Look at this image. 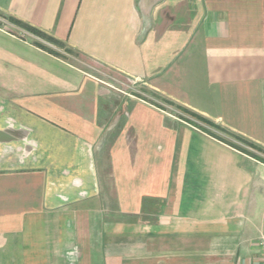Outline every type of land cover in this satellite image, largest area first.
Listing matches in <instances>:
<instances>
[{
  "label": "crops",
  "instance_id": "obj_1",
  "mask_svg": "<svg viewBox=\"0 0 264 264\" xmlns=\"http://www.w3.org/2000/svg\"><path fill=\"white\" fill-rule=\"evenodd\" d=\"M261 150L264 0H0V264H260Z\"/></svg>",
  "mask_w": 264,
  "mask_h": 264
},
{
  "label": "trees",
  "instance_id": "obj_2",
  "mask_svg": "<svg viewBox=\"0 0 264 264\" xmlns=\"http://www.w3.org/2000/svg\"><path fill=\"white\" fill-rule=\"evenodd\" d=\"M13 21H14L15 23H18V24H20L21 26L25 27L26 29H28L29 31L33 32V33L36 34L37 36L42 37L43 39H45V40H47V41H49V42H51V43L56 44L58 47H64V46H65L60 40H58V39H56L55 37H53V36H51V35H49V34L43 32V31H41L40 29H38V28H36V27H34V26L28 25V24L23 23V22H21V21H19V20H16V19H13ZM36 44H37L39 47H41V48H43V49H45V50H47V51H49V52H51V53L57 55V56H63V55H62L61 53H59L57 50L48 47L46 44H44V43H42V42H38V41H37ZM180 109H181L183 112H186V113H187V115H186V114H185V115H181V117L184 118V119H186L187 121H190L191 123H194V124L196 123L197 125H198V124H200V125H201V124H208V125L215 126V127H217L218 129H220V130H222V131H224V132H227L228 134H231L232 136H234L235 138H237V139L240 140L241 142H243V143H245V144H247V145H250V146H252V147H254V148L256 147L255 144H253V142H251V141H249V140L243 138L242 136H239V135H237V134H234L233 132H229V131H227V130L222 129L220 126L216 125L214 122H212V121H211L210 119H208L207 117H205V116H203V115H201V114H198V113H196V112H193V111H191V110H189V109H187V108L180 107ZM201 127H203V126H201ZM216 136H217L218 138H220L221 140L226 141L227 143L231 144V145L234 146V147H237V148H239V149H245V148H243L242 146L238 145L236 142H233V141L227 140L226 138H223L222 136H220V135H218V134H216ZM257 148H258V147H257Z\"/></svg>",
  "mask_w": 264,
  "mask_h": 264
},
{
  "label": "rangeland",
  "instance_id": "obj_3",
  "mask_svg": "<svg viewBox=\"0 0 264 264\" xmlns=\"http://www.w3.org/2000/svg\"><path fill=\"white\" fill-rule=\"evenodd\" d=\"M39 37V36H38ZM38 42H42L44 44H46L48 47L52 48V49H55L57 50L59 53L63 54L62 52L64 51L63 47H58L56 44L54 43H51L45 39H43L42 37H39L38 39ZM71 54V52H69ZM115 83V82H114ZM118 87L122 88L124 86L120 85V84H116ZM133 88V89H132ZM131 89H128L130 90L134 95H137V96H143L147 101H149L150 103L152 104H155V105H158L159 107H162L163 109H166L167 111L173 113L175 116H178V114H176L175 111H180L178 110L179 108L176 107L174 104L166 101V100H163L162 98H157V96H154L153 94L151 93H146L145 90H143L142 86H137L136 87H132ZM146 93L145 95L142 94V93ZM149 95V96H148ZM181 112V111H180ZM181 114V113H180ZM207 128V127H205ZM217 130H215V132L222 136L223 138H226L227 140H230V141H233V142H236L238 145L242 146L243 148H245V150L249 151V152H253V148H251L250 146L246 145L245 143L241 142L240 140H238L237 138H235L234 136H232L231 134H228L227 132H224L218 128H216ZM261 153L264 154V151L261 150L260 151ZM254 153V152H253ZM259 154V153H257Z\"/></svg>",
  "mask_w": 264,
  "mask_h": 264
},
{
  "label": "built area",
  "instance_id": "obj_4",
  "mask_svg": "<svg viewBox=\"0 0 264 264\" xmlns=\"http://www.w3.org/2000/svg\"><path fill=\"white\" fill-rule=\"evenodd\" d=\"M260 246H261L260 264H264V236L260 239Z\"/></svg>",
  "mask_w": 264,
  "mask_h": 264
}]
</instances>
